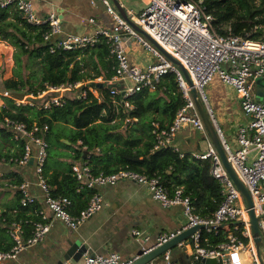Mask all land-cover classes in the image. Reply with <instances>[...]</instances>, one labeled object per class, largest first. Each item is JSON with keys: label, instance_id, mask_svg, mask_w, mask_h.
<instances>
[{"label": "built area", "instance_id": "1", "mask_svg": "<svg viewBox=\"0 0 264 264\" xmlns=\"http://www.w3.org/2000/svg\"><path fill=\"white\" fill-rule=\"evenodd\" d=\"M103 1L113 23L110 27H102L93 34L60 35L61 22L57 15L49 13L44 17L37 16L32 0H0V6L7 7L14 4L26 21L32 25L48 23L50 31L44 35V39L56 37L53 45L50 46L51 52L56 49L85 48L96 43L99 35L105 37L116 64L113 78L104 81L113 83L110 86L111 94L120 93L124 107H129V103L125 100L126 96L145 88L152 90L164 74L174 73L185 104L177 110L170 124L164 127H158L156 124V128L152 131L155 139L154 148L171 147L178 151L175 139L185 125L207 135L188 87L176 67L142 35L134 31L107 0ZM142 3L144 6L142 11L130 18L172 57L180 61L189 73L216 126L229 164L251 196L262 236L261 256L264 260V87L263 96L257 100L255 83L257 78H261L264 82V41L217 34L211 23L212 17L205 12L201 0H142ZM129 39L144 47L156 58V62L143 67L133 63L126 50ZM214 76H217L222 84L232 87L237 95L241 112L246 116V121L237 128L236 146L226 140L214 118L204 91L205 86ZM94 81L98 82L97 79ZM86 85L87 81H76L46 86L36 95L23 94L22 98L14 97L11 91L0 90V96L11 98L16 105L39 103L42 107L62 106L65 103V95L74 89H80L78 96L85 98ZM88 89L96 95L94 89L91 87ZM0 124L12 133L13 140L23 142L22 154L14 162L19 167L32 166L36 185L43 192L44 203L39 211L40 219L33 223L32 233L27 238L21 237L22 229L19 224H12L10 235L14 244L8 251H0V263L15 259L20 251L41 241L49 231L52 219H59L69 228L76 229L79 224L101 210L102 197L97 192V188L129 181L145 187L162 208L181 206L186 220L181 228L160 233L153 246H142L141 250L144 254L171 240L178 233L202 225V228L195 230L175 246L190 262L215 259L216 264H261L253 244L248 211L210 143L206 149L191 153L195 159L211 161L210 174L221 188L222 200L210 217H200L193 212L190 199L183 195L181 187H176L171 194H168L159 177H149L128 169H119L107 174H93L86 160L73 163L71 171L79 181L77 191L87 189L93 192L79 214L71 215L69 213L71 200L68 197H53L44 177L47 143L42 134L47 130L48 125L33 122L28 126L25 122L8 118H4ZM179 155L183 157L184 152H180ZM17 189L21 192V206L36 202V197L29 190L27 180H24ZM219 228L226 233L222 241L214 245L206 240L202 242V231L211 232ZM131 235L142 241L148 239V236L139 229H132ZM172 255V249H168L146 264H180V261L174 259ZM135 259L136 257L124 260L117 252L107 254L86 252L80 264H130Z\"/></svg>", "mask_w": 264, "mask_h": 264}, {"label": "trees", "instance_id": "2", "mask_svg": "<svg viewBox=\"0 0 264 264\" xmlns=\"http://www.w3.org/2000/svg\"><path fill=\"white\" fill-rule=\"evenodd\" d=\"M201 4L211 15L217 34L264 41V0H201ZM49 31L48 23L27 22L14 4L0 6V41L13 48L11 75L3 77L0 67V90L36 95L46 86L87 81L86 97L78 96L80 89H74L65 95L62 106L16 105L11 98H2L0 122L8 118L28 126L33 122L48 125L42 134L47 143L43 173L50 194L68 197L69 213L78 215L93 191H77L79 181L71 165L86 160L93 174L128 169L159 177L168 194L181 187L183 195L190 199L193 212L210 217L222 200L220 185L210 174L211 161L195 159L190 151L179 146L178 151L171 147L154 148L152 131L156 124L158 127L170 124L185 104L175 74H164L152 90L145 88L126 96L129 107H124L121 94H111L113 83L106 82L115 75L116 64L106 38L99 35L91 46L51 52L56 37L45 40L44 35ZM98 77L106 80L103 86L94 81ZM199 133L202 137H196L197 140L208 139ZM194 146L198 151V145ZM22 151L23 142L13 140L12 133L0 124V161L16 164L14 160ZM180 152H184L183 157ZM61 158L67 161L65 168H59ZM24 180L18 170L0 175V251H8L14 244L10 235L13 223L21 226V237L27 238L33 223L40 219L38 203L20 204L21 192L17 187ZM225 235L219 228L202 231L201 239L214 245Z\"/></svg>", "mask_w": 264, "mask_h": 264}, {"label": "crops", "instance_id": "3", "mask_svg": "<svg viewBox=\"0 0 264 264\" xmlns=\"http://www.w3.org/2000/svg\"><path fill=\"white\" fill-rule=\"evenodd\" d=\"M90 1L32 0V6L39 17L49 13L57 15L61 22L60 35L93 34L102 27H110L113 22L106 12L103 0H93L96 5H92ZM107 1L111 4L110 0ZM118 1L129 17L137 16L144 7L142 0ZM126 50L130 60L142 67L156 62V58L133 39L127 41ZM98 82H104V79ZM245 121L246 119L240 123ZM190 129V126L185 125L177 133L175 139L177 145L190 153L202 151L208 147L210 141L207 138L197 140ZM236 132L237 130L233 135L228 134V138L225 136L233 146H236ZM190 136L191 139L188 138ZM202 141L206 142L204 148L201 146ZM195 144L198 145V151L195 150ZM65 161V158H61L60 164ZM59 168L62 167L59 166ZM10 170H18L23 174L25 180L29 182L30 192L36 197V203L43 208V192L36 185L32 166L19 167L9 162L0 164V175ZM96 190L102 197L101 210L79 224L76 229L69 228L59 219H52V225L41 241L20 251L15 259L0 264H58L62 260L63 253L59 247L60 243L69 234L79 237L85 243L88 252L101 254L117 252L124 260H131L137 257L142 246H153L160 233L179 229L185 224L181 206L162 208L145 187L134 182L121 181L114 186H103ZM132 229H139L148 236V239L142 241L134 238L131 235ZM172 252V257L180 261V264H188L183 256L178 255L179 251L172 250ZM81 262L82 257L77 262L70 260L64 261L63 264H80Z\"/></svg>", "mask_w": 264, "mask_h": 264}, {"label": "water", "instance_id": "4", "mask_svg": "<svg viewBox=\"0 0 264 264\" xmlns=\"http://www.w3.org/2000/svg\"><path fill=\"white\" fill-rule=\"evenodd\" d=\"M111 4L117 11V13L120 15V17L137 33L142 35L151 45H153L166 59H168L179 71V73L182 75L184 82L186 83V86L188 87L189 93L192 97V100L194 102L195 108L197 110V113L203 123L205 132L207 134V137L210 141V144L216 151L221 163L223 164L226 172L230 176L231 180L234 182L237 190L239 191L242 201L245 205V208L248 211L249 214V225H250V231L252 234L253 244L256 250V254L261 262V264H264V260L261 256L262 253V236L258 225V219L257 216L254 213L253 209V201L251 199V196L246 189V187L243 185V183L240 181V179L237 177L236 173L232 169L231 165L229 164L227 160L226 153L222 147L220 137L218 135L216 126L206 108V105L203 103L197 89L194 87L193 82L189 76V73L187 72L184 65L172 57L151 35H149L142 27H140L133 19H131L125 12L124 8L120 4L118 0H110ZM255 83L257 85L256 89V99L259 100L263 96V90L264 82L261 80V78H257L255 80ZM100 86H103V82H98ZM14 97L22 98L23 93L21 92H13ZM86 154V152H85ZM85 157V156H84ZM32 162V159L30 160V163ZM202 225H198L192 228H188L177 235H175L174 238L167 241L166 243L162 244L161 246H158L148 253H143L142 250H139L137 253L136 259L131 262L130 264H146L150 260L158 257L161 253L168 249H172L174 251H179L178 255L183 256L188 262V264H216L215 259H201L200 262H190L189 259H187L182 251L178 247H175L176 244L179 241H182L186 239L191 233H193L195 230L202 228ZM60 249L63 250L62 253V260L59 261L58 264H63L64 261H79L84 253L88 252L87 247L85 243H83L79 237L75 236L74 234H69L66 236L62 242L60 243Z\"/></svg>", "mask_w": 264, "mask_h": 264}, {"label": "rangeland", "instance_id": "5", "mask_svg": "<svg viewBox=\"0 0 264 264\" xmlns=\"http://www.w3.org/2000/svg\"><path fill=\"white\" fill-rule=\"evenodd\" d=\"M10 47L11 46H9L4 41H0V67L3 70V77H9L11 75L13 60L11 54L12 47ZM96 79L98 81L103 80L102 77H98ZM204 91L206 96L208 97L209 106L213 112L216 122L218 123L226 138H228V134L233 135L234 131L237 130L236 128H238V124H241L240 122L246 119V116H244L241 112L235 91L231 86L222 84L217 76H214L211 82H209L205 86ZM3 104L4 101L0 96V107ZM190 131L194 133L195 138H199L201 136L198 131L192 128L190 129ZM205 144L206 142L204 141L203 143H201V146L204 148L206 147ZM3 163V161H0V164ZM66 165L67 161L60 164L62 168H65Z\"/></svg>", "mask_w": 264, "mask_h": 264}, {"label": "bare ground", "instance_id": "6", "mask_svg": "<svg viewBox=\"0 0 264 264\" xmlns=\"http://www.w3.org/2000/svg\"><path fill=\"white\" fill-rule=\"evenodd\" d=\"M102 2H103V1H102ZM90 3H91L92 5H96V2L93 1V0H91ZM103 3H104V2H103ZM104 5H105V3H104Z\"/></svg>", "mask_w": 264, "mask_h": 264}]
</instances>
